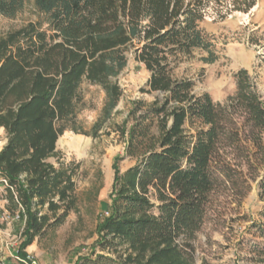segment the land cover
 <instances>
[{
    "label": "trees",
    "instance_id": "16d2710c",
    "mask_svg": "<svg viewBox=\"0 0 264 264\" xmlns=\"http://www.w3.org/2000/svg\"><path fill=\"white\" fill-rule=\"evenodd\" d=\"M228 4L249 12L256 0H0L4 16L29 8L36 17L0 35V128L7 134L0 176L9 182L8 209L23 224L21 258L78 210L76 166L48 159L59 137L76 130L82 85L102 87L109 119L131 52L150 71L143 92L155 98L134 101L118 126L136 163L123 173L114 163L109 210L91 254L76 264H197L193 241L213 193L238 189L243 197L259 180L264 197V99L248 69L234 75L236 90L224 102L194 93L195 80L174 74L197 50L204 63L217 59L202 23L212 8L223 18L219 7ZM187 122L198 124L195 133ZM254 253L264 257V244Z\"/></svg>",
    "mask_w": 264,
    "mask_h": 264
},
{
    "label": "rangeland",
    "instance_id": "374dc122",
    "mask_svg": "<svg viewBox=\"0 0 264 264\" xmlns=\"http://www.w3.org/2000/svg\"><path fill=\"white\" fill-rule=\"evenodd\" d=\"M231 4L219 7L225 13L223 18L216 16L212 8L202 23L213 35L217 59L204 63L201 57L205 53L197 50L179 63L174 74L195 80L194 93H208L215 101L224 102L236 90L234 75L245 68L264 99V0H256L249 12L230 10ZM35 19L29 8L15 17L0 14V35L20 29ZM149 77L150 71L131 52L126 69L119 75L124 90L122 98L107 120L102 113L106 101L102 87L88 82L82 85L85 99L77 113L76 130L68 129L59 137L57 153L48 159L56 166L60 162L76 166L78 210L71 211L59 227H48L26 248V253L38 264H76L80 257L91 254L98 239V221L107 215L111 203L113 165L118 160V168L123 173L136 163V159L125 154V139L118 126L128 119L134 101L142 99L148 103L155 98L143 92ZM98 122L96 130L94 126ZM185 126L191 133L199 127L192 122ZM3 134H0V145ZM258 182L250 181L252 188L243 197L238 189L213 193L207 221L193 241L197 264H264V257L258 258L254 253L257 246L264 244V197ZM4 209L12 212L8 209L5 186L0 182L1 216ZM0 227L6 228L5 221H0ZM10 242L12 250L18 249L21 235ZM3 254L8 256L6 260L12 261L8 251Z\"/></svg>",
    "mask_w": 264,
    "mask_h": 264
},
{
    "label": "crops",
    "instance_id": "0c3cea01",
    "mask_svg": "<svg viewBox=\"0 0 264 264\" xmlns=\"http://www.w3.org/2000/svg\"><path fill=\"white\" fill-rule=\"evenodd\" d=\"M2 133H4V134H3V142L0 145V150L3 148L4 144L7 142L6 132L3 128H0V134H2ZM2 208H4V205H2ZM4 211H5V209H4ZM0 221H3L1 215H0ZM5 225H6V228L0 227V234L2 233V236L0 235V249L2 250V256L4 258L8 257L5 254H3L6 251L9 252L8 255L10 256L11 253L14 250H16V249L12 250L11 247L9 246V243L11 245L12 243L10 241H12L13 238L16 237L17 235H20L21 231L23 230V224L18 219H14L12 222H9V223L5 222Z\"/></svg>",
    "mask_w": 264,
    "mask_h": 264
},
{
    "label": "built area",
    "instance_id": "2783aa9c",
    "mask_svg": "<svg viewBox=\"0 0 264 264\" xmlns=\"http://www.w3.org/2000/svg\"><path fill=\"white\" fill-rule=\"evenodd\" d=\"M0 182L4 184L5 189L7 187H9L8 180L6 178H4L3 176H0ZM18 218H19L18 213H16V214L12 213L11 214L9 211H4L3 215H2V219L6 223L12 222L14 219H18ZM20 235H19V237H20ZM9 246H10V243H9ZM1 252H2V250H1ZM27 255H28L27 259L21 258L20 255H18V249H16L10 255L12 257L11 262L6 260V258L3 257L0 264H38L37 260L32 255H30V254H27Z\"/></svg>",
    "mask_w": 264,
    "mask_h": 264
}]
</instances>
